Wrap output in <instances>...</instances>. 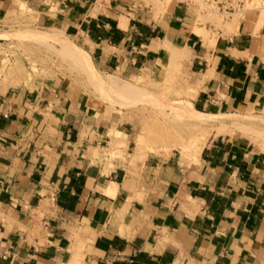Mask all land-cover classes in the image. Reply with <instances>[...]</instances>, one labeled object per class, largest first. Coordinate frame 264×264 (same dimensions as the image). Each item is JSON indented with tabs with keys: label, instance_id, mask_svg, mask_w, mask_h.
I'll list each match as a JSON object with an SVG mask.
<instances>
[{
	"label": "crops",
	"instance_id": "1",
	"mask_svg": "<svg viewBox=\"0 0 264 264\" xmlns=\"http://www.w3.org/2000/svg\"><path fill=\"white\" fill-rule=\"evenodd\" d=\"M22 1L52 7L97 73H159L172 46L195 112L264 108V6L207 30L175 0L156 18L125 0ZM22 1L0 0V19ZM59 81L28 90L0 76V264H264L263 152L217 135L195 160L128 165L109 155L125 129Z\"/></svg>",
	"mask_w": 264,
	"mask_h": 264
},
{
	"label": "rangeland",
	"instance_id": "2",
	"mask_svg": "<svg viewBox=\"0 0 264 264\" xmlns=\"http://www.w3.org/2000/svg\"><path fill=\"white\" fill-rule=\"evenodd\" d=\"M125 1L132 3L143 17L152 15L156 18L171 0ZM175 1L186 3L196 21L206 26L207 30L221 25L230 28L236 24L242 10L253 5L264 6L261 0H243L242 6L234 10L227 22L228 17L218 13L214 0ZM54 15L52 7L48 8L47 4L32 7L24 3L20 8L16 5L12 7L0 19V76H4L7 85H21L28 90L47 85L51 79L52 82L60 80L75 93L88 97L95 108L99 106V111L125 129V133L118 131L117 136H111L114 145L112 154L109 153L110 143L108 148H102L103 152H108L111 157L128 158V165L142 161L149 154L165 156L170 151L182 159L193 160L192 140L200 141L204 137L206 140L214 136L215 129L192 127L188 119L207 115L219 118L225 114L233 119L238 129L258 131L260 141L250 142L236 132L221 136L240 137L250 142L253 149L264 153L261 148L264 145V125L255 120L262 115L264 108L241 107L221 114L195 112L188 99L190 92L186 85V74L181 73L178 62L184 54L178 48L168 46L170 59L159 73L132 76L112 74L118 77L117 80L97 73L88 53L73 38L68 36L75 42L61 38L62 29L52 26Z\"/></svg>",
	"mask_w": 264,
	"mask_h": 264
},
{
	"label": "bare ground",
	"instance_id": "3",
	"mask_svg": "<svg viewBox=\"0 0 264 264\" xmlns=\"http://www.w3.org/2000/svg\"><path fill=\"white\" fill-rule=\"evenodd\" d=\"M172 1V0H171ZM200 1V0H199ZM174 3V2H173ZM200 4V3H199ZM205 6V5H204ZM206 7V6H205ZM208 9V8H207ZM209 11V9H208ZM238 11V10H237ZM262 11V10H261ZM234 12L231 13L230 16H232V14H234ZM263 13V12H261ZM263 18V16H262ZM126 19L124 17L120 18L121 22H124ZM262 20V19H261ZM262 24V23H261ZM202 33V32H201ZM204 35V34H203ZM226 35V34H225ZM147 70V69H145ZM147 75V74H146ZM261 116V117H260ZM259 117H256L255 120H258V122H262V124L264 125V112L262 113V115H260ZM188 123L192 126V127H197L200 129H206V127H213V129H215V133L214 136L217 135H231L234 132L238 133L241 136H245L246 138H248V141L250 142H259L260 140H258L259 138V134L258 131H256L255 129H251V128H247V129H238L237 125H235L233 119L225 114H222L221 117L217 118L214 116H199V117H194V118H189L188 119ZM260 124V123H259ZM251 127V126H250ZM212 129V128H211ZM213 135V134H211ZM264 136V135H263ZM204 137V136H203ZM208 138V137H207ZM207 140V139H206ZM205 137L200 140V141H196L194 142V140H192L193 142H191L192 144V152H191V158L193 160L196 159L197 155L199 154L201 148L203 146H205ZM249 142V143H250ZM261 142L263 143V140H261ZM253 144V143H252ZM261 145V143H260ZM263 145V144H262ZM264 150V145L263 147ZM260 149V148H259ZM262 150V149H260ZM263 152V151H262Z\"/></svg>",
	"mask_w": 264,
	"mask_h": 264
},
{
	"label": "built area",
	"instance_id": "4",
	"mask_svg": "<svg viewBox=\"0 0 264 264\" xmlns=\"http://www.w3.org/2000/svg\"><path fill=\"white\" fill-rule=\"evenodd\" d=\"M54 2L62 5L65 7V4L68 2H73L75 0H53ZM108 1V0H106ZM216 2V8L218 13L221 14L223 17H229L232 12H234L237 7L241 6L243 0H214ZM91 7H99L101 3L105 2L104 0H91L90 1ZM262 63L264 64V54L262 55ZM4 116H6L4 114Z\"/></svg>",
	"mask_w": 264,
	"mask_h": 264
}]
</instances>
